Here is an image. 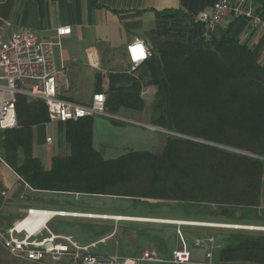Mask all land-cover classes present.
Returning a JSON list of instances; mask_svg holds the SVG:
<instances>
[{"label":"trees","instance_id":"trees-1","mask_svg":"<svg viewBox=\"0 0 264 264\" xmlns=\"http://www.w3.org/2000/svg\"><path fill=\"white\" fill-rule=\"evenodd\" d=\"M176 15L188 17L178 10L161 11L152 32L166 35L167 19ZM189 20L198 24L193 16ZM145 63L146 84L155 87L147 112L150 124L233 150L170 134L160 154L128 151L104 159L92 144V116L63 122L69 153L52 156L46 170L32 147L33 127L49 120L46 106L18 95L17 125L1 131V159L34 190L115 196L157 218H167L155 209L168 205L174 212L170 218L177 220L264 226V211L257 208L262 207L264 162L247 154L264 156V65L259 53L227 33L217 38L207 30L191 41L164 39ZM114 78L129 84L115 86ZM110 85L105 93L108 112L147 107L138 78L113 75ZM153 199L160 202L147 201ZM221 229L228 231L215 238L216 262L264 264V230Z\"/></svg>","mask_w":264,"mask_h":264},{"label":"crops","instance_id":"crops-1","mask_svg":"<svg viewBox=\"0 0 264 264\" xmlns=\"http://www.w3.org/2000/svg\"><path fill=\"white\" fill-rule=\"evenodd\" d=\"M215 1L216 0H0V31L4 37H8L15 31L31 29L41 39H47L57 43L54 49V58L56 59L58 68L62 70V74L57 79L58 95L61 98L63 97L70 101L82 104H89L91 102L89 98H82L78 95L85 92L92 96V94L99 92L106 96L105 93L111 87L110 77L113 75L127 74L133 78L139 79L141 84L140 95L141 98L144 99L148 94L147 92L149 91V88L152 89L153 97L155 87L146 84L149 79V69H147L146 63L140 65L134 72H130V62L125 50L126 45L131 43L133 39L137 38L142 40L145 45L153 51L159 47L164 39L191 41L195 37L206 35V28L191 23L189 19L199 11L211 10L210 8ZM250 5L254 12L264 15V0H251ZM164 10L171 12L178 10L186 14L188 17L176 15L173 18H168L167 23L170 25V31L166 35L158 36L157 34H154L152 30L155 29V24L160 20L158 14ZM61 26H69L71 32L69 34L58 36L57 31ZM208 32L217 38L223 33H227L231 37L237 38L241 43L248 45L254 51L258 52L261 63L264 65L263 28L252 26L246 19H232L230 16H227L220 21V24L217 27L208 30ZM93 57L97 62L96 66H93L89 62ZM113 80L114 81L112 82H114L115 86L129 84V82L119 81L118 78H114ZM144 100L145 105L147 106L152 102V100ZM128 111L131 110L121 108L118 112L119 114H123L121 116L127 119L125 122H128L131 125L145 124H141V120L128 117L126 114ZM49 121L53 120L49 119L48 122ZM47 123L36 125L32 130L33 155L38 157L46 170L51 166L52 156L57 155L58 152L60 155L68 154L70 150L69 145L64 139L62 131L63 122H58L60 136L56 147L51 146L53 138L51 142H46L45 139L49 135V131H47ZM128 123L126 125H129ZM123 124L119 125L111 122L112 128L109 129H113V132L119 134L125 132V134L131 133V129H126V127L122 126ZM102 127L106 128L105 125H102V118H98L97 120H94L93 118V145L96 132H98L103 139ZM100 144L104 147L103 141ZM124 146L130 148L129 143L128 145L124 144ZM12 172L14 171L12 170ZM9 186L8 196L14 198V200L21 201L22 207L18 210V218L23 214V211L27 207H41L57 210L63 209L65 211L89 213L92 215L105 214L107 216L118 215L130 217L136 216L135 218H157L154 216L155 214H147L143 209L137 213L127 212V209L129 208L128 202H124L125 204L121 206L122 208H119L117 211H110L109 213L106 211L92 212L83 209H74L83 206L84 202H80V205L75 204V201L79 200L78 198L81 195L94 196L84 193L71 194L68 192L57 191L45 192L36 189V192L26 191L25 196L20 199L23 189L22 183L18 189L14 188V184ZM97 196L122 201L115 196ZM4 201L8 202L7 199ZM51 205H62L64 207L71 206V208H53L54 206L52 207ZM170 217L172 216H168L167 220L173 219ZM52 218L47 222V227L54 233L61 234L51 225ZM14 220L15 219H13V221ZM104 221H108L110 224L105 225L104 228H102V231H100L101 233L96 237V240L89 242L93 243L104 238V242H98L96 248L99 244L106 245V242L109 241L110 238L114 239V244L117 248L121 240H130L131 243L135 245V251L129 256L139 255L146 250H157L161 256L167 255L168 257L170 251L179 245L178 244L174 247L167 245L168 235L166 233L168 230L164 229L165 231L162 232L163 230L159 229L156 224H154L155 222L151 223L149 221L141 220L136 222L128 219L113 220V218H111L110 221ZM4 223L7 225L10 224L8 221H4ZM153 224L156 226L154 229H159L161 231V233H159L161 238L157 237L155 233L152 234V232L148 230H152L148 225ZM173 226H175V232L176 225ZM140 236L145 243L139 244L138 241L140 240ZM144 238H146V240H144ZM159 239H162L164 243L162 242L157 248L155 243H158ZM153 242L154 244H151ZM86 244L88 243L86 242ZM101 254L104 255L103 253ZM111 254H118L121 256L127 255L120 254L117 251H113Z\"/></svg>","mask_w":264,"mask_h":264},{"label":"built area","instance_id":"built-area-1","mask_svg":"<svg viewBox=\"0 0 264 264\" xmlns=\"http://www.w3.org/2000/svg\"><path fill=\"white\" fill-rule=\"evenodd\" d=\"M250 1L216 0L211 6V10L199 11L193 18L195 22L203 25L207 30L217 27L220 21L227 16H230L232 19H246L252 26H259L264 29V15L254 12ZM70 32L71 28L69 26H61L58 28L57 34L61 36ZM56 45L57 43L53 41L41 39L31 29L15 31L8 37H4L0 31V131L16 127L15 108L18 95H25L31 99L35 98L44 102L47 117L53 121H77L80 118L96 115L107 116L118 121H126L125 117L106 110V100L103 93L96 92L92 94L89 104L73 102L58 95L57 79L62 74V70L58 68L56 59L54 58ZM125 50L130 62V72H134L135 69L145 63L151 56L149 47L137 38L127 44ZM89 62L93 66L97 65L94 57ZM45 140L49 143L52 137L48 135ZM252 157H257L264 162V156L254 154ZM0 162L12 171V168L1 157ZM13 173L22 183L23 189L20 199L25 196L26 191L36 192L21 176L15 172ZM8 190L0 191L4 200L8 197ZM48 212H52L49 221L55 216L109 220V217L105 214L91 216L92 214L89 213L27 207L18 219L7 225L1 220L0 213V247L22 260L45 264H51L50 262L56 264H141V262L219 264L213 257V252L219 248V244L215 242L214 236H198L193 239L195 247L207 246L204 252V259L198 260L193 258L192 252L186 244L184 231L179 229L181 226L213 227L216 225L213 223L211 225V223L201 221L174 219L159 221L176 225V235L179 245L170 251L168 257L161 256L157 250H146L139 255L133 256H121L118 254L102 255L95 253L93 249L96 248L98 242H104V238L93 243H80L72 234L54 233L47 227V222L43 226L31 230V221H27L25 218L27 216L37 218ZM243 227L251 230H264L262 226H256L255 228L248 225ZM44 260H49V263Z\"/></svg>","mask_w":264,"mask_h":264},{"label":"rangeland","instance_id":"rangeland-1","mask_svg":"<svg viewBox=\"0 0 264 264\" xmlns=\"http://www.w3.org/2000/svg\"><path fill=\"white\" fill-rule=\"evenodd\" d=\"M148 94L144 97V99H146L147 101L152 100V89L149 88V91L147 92ZM82 98H89L91 100V95L87 94V93H82L80 95H78ZM149 111V106L145 107L143 110H136V111H128L126 114L128 117H132L133 119H138L141 120V124L143 125H131L128 122L124 121V124L122 125L123 127H126L131 129V133L125 134V133H116L113 132V129H109L112 128L111 126V121L109 117H100V116H93L94 120H97L98 118H102V125H105L106 128H103V139L102 137L99 135L98 132L95 133V141H94V147L99 151L100 155L104 158V159H108V158H116L118 156H121L123 153L128 152V151H146L149 153H154V154H160L163 151L164 148V140L165 137L167 135L172 134L175 137L178 138H187L193 141H200L202 143H205L207 145H213V146H217L220 148H225L228 150H233L230 147H221L220 145L211 142V141H204L201 140L200 138H192L184 133H179V132H174V131H170L167 129H163V128H158L157 126L155 127L154 125L150 124V120H149V114L147 113ZM119 114V113H118ZM117 114V115H118ZM123 114H119V116H121ZM129 125H126V124ZM150 124V125H149ZM114 126V125H113ZM147 126V127H146ZM154 126V127H153ZM115 127V126H114ZM122 127V128H123ZM59 127H58V122L57 121H49L47 123V131H49V135L53 138V143L51 144V146H55L57 144L58 138L60 136V132L58 131ZM1 131H0V136H1ZM103 141L104 147L102 146V144H100ZM129 143V147L127 148L125 145H128ZM68 146V145H67ZM58 152V151H57ZM242 153H244L243 151H241ZM246 153V152H245ZM250 154V153H248ZM57 155L59 156H64V155H60V153L58 152ZM253 154H251L250 156H252ZM0 157L2 158L1 154ZM4 161V159H2ZM14 171V170H13ZM264 182V181H263ZM11 184H14V188L18 189L21 186V182L17 179L16 176H14L13 172L9 170L8 167H6V165H3L0 162V191L1 190H6L9 189ZM263 200H262V207L258 206L257 208L259 210L264 211V190H263ZM3 196L1 195L0 192V213H1V220L4 221H8V222H12L13 219H17L18 218V210L19 208L22 207L21 205V201L20 200H14V198H10V196L7 197V201L5 202L3 200ZM79 200L75 201V204L80 205V202H84L83 206L74 208V209H83V210H87V211H106V212H110V211H117L119 208H122L121 206L124 205L125 203H127L128 201L126 200H122V201H116L114 199H107V197H101V196H85V195H81L79 198ZM13 200V201H12ZM149 201V203H153V202H160V200L158 199H153V200H147ZM73 202V200H72ZM125 202V203H124ZM172 202V201H169ZM165 203H168L167 201ZM129 208L127 209V212H132V213H137L139 211H141L142 209L139 208L137 210H134L131 203H129ZM53 208H71V206H62V205H51ZM50 206V207H51ZM48 207V206H46ZM150 207V206H149ZM157 208V207H154ZM158 212H161V214L158 213V215H161L162 217H168L173 215L174 212L172 211V207L165 205L163 207H161V209L157 208L155 209ZM136 211V212H135ZM134 217V216H133ZM136 217V216H135ZM53 220L51 221V225L53 226V228L61 233V234H72L74 236V238L76 240H78L80 243H89L90 241L96 240V237L99 236V234L101 233L100 231H102V228H104L105 225L110 224V222L108 223V221H104L103 219H85V218H73V217H58L55 216L52 218ZM159 219H167V218H159ZM111 220V218L109 219V221ZM115 220V219H113ZM119 220V219H117ZM130 220V219H128ZM142 221V220H141ZM201 221V220H198ZM196 221V222H198ZM155 222V223H154ZM151 223L156 224V226L163 230L162 232H164L166 230H168V232L166 233L168 235L167 237V243L165 241V243L167 245H171V247H174L176 245H178V240H177V236H176V231L174 232V228L175 226L170 225L168 223V225L166 223L163 222H159V221H154ZM201 222H206V223H213L216 224L215 226H213V228H207L208 226H198V227H193V226H182L179 227V229L185 230V237H186V244L188 245L189 249L192 252V255L194 258H198V259H204V252L207 248V246H203V247H195L194 243H193V239L201 236V235H210V236H214L215 238H219L221 236H224V233H226L227 231H225V229H221L224 228L225 226L222 225H217V224H224L221 222H209V221H201ZM264 222V221H262ZM153 224V225H154ZM230 225H239V226H248L249 224H246L244 222L238 224V223H228ZM148 225L149 228H152V230L148 229L150 232H152V234L155 233V235H157V237L161 236L159 235V233H161V231L159 229H154V227H156L155 225ZM206 227V228H203ZM228 228H235V227H229ZM225 227V228H227ZM245 228L248 229L246 227H241L240 229ZM251 230V229H249ZM260 230V229H259ZM142 237L140 236V240L138 241L139 244H143L145 243V241H143L141 239ZM144 240H146V238H144ZM157 242V240H156ZM162 242L164 243V241H162V239L158 240V243H155L156 247L158 248L160 244H162ZM216 242V241H215ZM217 243V242H216ZM151 244H154L151 243ZM95 252H97L98 254L103 253L104 255H111V253L113 251H117L120 254L123 255H131L134 251H135V245L133 243H131V241L129 240H121L120 244L117 248V246L114 244V239H111L109 241L106 242V245H102L99 244L97 246L96 249H93ZM169 251V250H168ZM216 250L213 252V257L215 255ZM164 257H167V255H163ZM47 263H49V260H44ZM51 264H56V263H52ZM0 264H45V263H34L28 260H22L16 256L11 255L10 253H8L6 250H4L3 248L0 247ZM141 264H165V263H159V262H155V263H151V262H141Z\"/></svg>","mask_w":264,"mask_h":264},{"label":"bare ground","instance_id":"bare-ground-1","mask_svg":"<svg viewBox=\"0 0 264 264\" xmlns=\"http://www.w3.org/2000/svg\"><path fill=\"white\" fill-rule=\"evenodd\" d=\"M52 212L51 213H46L42 216H39L37 218H32V216H27L25 218V220L27 221H31V225H30V229H37L41 226H43L46 222L49 221V217L51 216ZM97 215V214H95ZM95 215H91V216H95ZM109 219L110 218H113V219H130V220H142V221H149V222H154V221H168V220H173V219H159V218H145V217H139V218H135V217H130V216H118V215H108ZM199 222V221H198ZM212 225V224H211ZM223 226H229V227H243V226H239V225H230V224H221ZM219 226V225H218ZM257 226V225H256ZM256 226H251V227H255ZM257 227H260V226H257ZM264 228V226H262ZM225 228V227H224Z\"/></svg>","mask_w":264,"mask_h":264}]
</instances>
